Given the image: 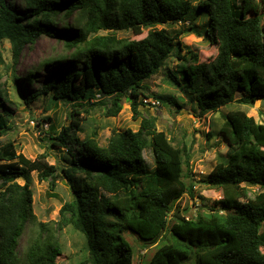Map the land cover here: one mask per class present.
I'll list each match as a JSON object with an SVG mask.
<instances>
[{"label": "trees", "instance_id": "1", "mask_svg": "<svg viewBox=\"0 0 264 264\" xmlns=\"http://www.w3.org/2000/svg\"><path fill=\"white\" fill-rule=\"evenodd\" d=\"M196 1L24 0L19 10L0 0V41L12 43L14 63L42 35L64 38L73 49L29 69L31 83L43 67L68 62L65 58L74 61L55 69L27 101L52 93L55 102L72 103L76 113L97 101L107 107V116H117L126 100L138 117L145 99L184 107L178 98L151 92L147 81L176 50V39L196 30L191 21L172 35L163 25L185 22L196 13L207 22L204 38L217 54L207 62H199L195 52L178 55L188 62L182 71L186 85L175 83L190 93L188 102L203 116L233 102L251 106L264 100V0ZM61 15L62 30L57 29ZM145 29L139 39L119 35H141ZM7 103L8 92L0 87V137L9 129ZM223 116L219 131L228 151L200 180L193 178L191 150L173 144L153 117L143 118L137 130L113 131L104 145L97 131L78 136L82 118L74 113L59 133L51 124L52 146L67 150L63 166L50 164L45 155L32 160L17 152L13 140L2 143L0 138V264H59L63 250L57 231L66 225L85 239L79 264H135L126 232L138 235L146 247L162 241L147 264H264V122L240 108ZM147 149L153 166L146 160ZM32 171L49 181L51 190L59 177L73 189L74 198L64 202L55 224L36 221ZM197 184L222 196L196 216L182 215L179 201L185 194L194 197ZM255 186L260 190L252 196ZM29 222L37 228L20 254Z\"/></svg>", "mask_w": 264, "mask_h": 264}, {"label": "rangeland", "instance_id": "2", "mask_svg": "<svg viewBox=\"0 0 264 264\" xmlns=\"http://www.w3.org/2000/svg\"><path fill=\"white\" fill-rule=\"evenodd\" d=\"M7 1L13 2L19 10L23 8L24 0ZM193 1L194 5H197V1ZM62 15L59 17L60 22L57 26V29L60 30L64 27ZM75 15L76 13L69 18V23L73 22ZM197 16L194 13L185 22L163 25L168 28L172 35H175L181 29L187 28L191 21L196 30H189V32L181 34L176 39V50L167 58L160 71L147 81L151 92L157 93L161 97L178 98V101L184 104V107L179 108L176 101L164 105L163 102H158L161 100L160 98L145 99L146 103L140 105L139 110L141 113L138 117L133 115L131 106L126 100L123 101V108L117 116H107V107L97 104V101L92 106H88V103H86V108H78L79 113H76V108H73L72 103L65 100L55 102L52 93L41 94L36 99L27 101V98L40 88L41 83L55 69L67 68L66 64L70 62L68 65L70 66L74 61L65 58L68 62L43 67L38 70L34 81L31 83L28 82L27 77L29 69L36 66L43 59L68 54L73 49L69 50L66 47V39L64 38L42 35L36 41L34 48L26 47L14 63L12 43L8 39L0 41V87L7 90L11 100V104L7 103V105L12 110L11 114H5L9 129L6 134L0 137L1 142L6 143L13 140L17 152L25 154L28 158L34 160L41 155H45L50 164L57 163L63 166L65 163L64 154L67 150L64 147L52 146L50 136L56 134L50 131L51 124L55 125V132L59 133L63 125L69 126L71 124V114L74 113L75 117L82 118L80 126L83 127V130H77L78 136L84 139L86 135L97 131V139L104 145L113 131H123L126 128L137 130L140 128L143 118L153 117L158 130H164L173 144L180 147L186 145L191 150L193 178L200 180L207 177L216 163L228 151L227 143L219 131L224 122L223 114L231 109H245L249 115L255 117L256 121L263 123L264 100H258L251 106L233 102L222 107L219 111H211L203 116H200L199 111L194 109L192 104L188 102L190 93L188 95L184 91L185 89L175 83V80H177L184 86L186 85L182 71L188 65V62L179 58L178 55L181 53L190 57V52H195L198 55L199 62H207L217 54L216 47L204 38L207 22L201 20L199 16L197 21L194 22L193 20ZM147 32L148 29H145L141 35H135L132 32H119V35L139 39L143 38ZM101 33H107V31L102 30ZM189 91L191 92L190 89ZM105 100L110 103L108 98H105ZM0 111H2L1 108ZM209 132H212L213 135L207 139ZM145 157L149 164L153 166L154 158L151 150L147 149L145 151ZM30 175L33 188V212L36 215V221L55 224L60 220V209L64 202L74 198L73 189L66 178L59 177L56 180L55 190H51L49 181L40 180L36 171H32ZM18 181L22 184L25 182L22 178H19ZM196 188L197 191L194 197L185 194L180 199L178 206L182 215L196 216L197 213L206 211L205 209L209 206H213L215 200L222 196L219 190L210 188L207 185L197 184ZM259 190L258 186L252 187L250 189L251 195L253 196ZM52 191H55L56 195H52ZM218 206L220 205H217V208ZM186 208L187 210H185ZM172 215L173 212L170 213V216ZM36 228V224L30 222L27 224L26 230L20 239V254L26 249L30 236ZM57 236L63 250L57 259L58 263L79 264L86 249L83 235L71 225H66L57 231ZM126 237L135 248V264H147L157 244L162 242L146 247L143 246V241L138 235L126 232Z\"/></svg>", "mask_w": 264, "mask_h": 264}, {"label": "built area", "instance_id": "3", "mask_svg": "<svg viewBox=\"0 0 264 264\" xmlns=\"http://www.w3.org/2000/svg\"><path fill=\"white\" fill-rule=\"evenodd\" d=\"M159 102V101H158Z\"/></svg>", "mask_w": 264, "mask_h": 264}]
</instances>
